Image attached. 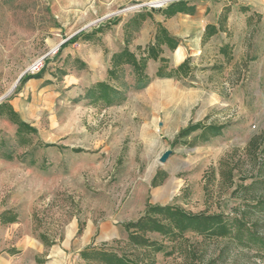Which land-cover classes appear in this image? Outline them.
I'll list each match as a JSON object with an SVG mask.
<instances>
[{
    "label": "rangeland",
    "instance_id": "374dc122",
    "mask_svg": "<svg viewBox=\"0 0 264 264\" xmlns=\"http://www.w3.org/2000/svg\"><path fill=\"white\" fill-rule=\"evenodd\" d=\"M155 1L0 0V102L9 101L37 129L18 135L16 124L0 115V213L17 214L14 222L0 221V264H48L46 255L57 264H95L80 256L88 245L139 264H187L189 248L200 237L181 234L182 242L165 256L154 250L164 239L151 233L161 245L142 247L136 255L127 249L122 222L136 219L146 201L234 215L241 199L230 195L234 186L225 188L218 163L232 149L242 154L264 127V25L250 0H187L204 17L223 21L222 33L189 50L188 76H153L146 87L134 89V74L126 68L118 84L126 87L124 101L104 107L85 97L123 45L130 16L175 0ZM116 17L117 24L92 40L63 45ZM41 56L42 69L29 73ZM190 121L226 127L205 142L191 145L192 134L189 143L171 146ZM158 170L165 178L154 187ZM223 245L224 264L258 260L253 249L223 239L210 242L208 254Z\"/></svg>",
    "mask_w": 264,
    "mask_h": 264
},
{
    "label": "trees",
    "instance_id": "16d2710c",
    "mask_svg": "<svg viewBox=\"0 0 264 264\" xmlns=\"http://www.w3.org/2000/svg\"><path fill=\"white\" fill-rule=\"evenodd\" d=\"M195 10V4H189L187 0H175L163 8L150 10L144 8L134 12L124 25L123 45L110 55V66L106 71V78L95 81L86 91L85 97L90 103L108 107L124 101L127 97L126 87L120 88L118 84L126 68L134 74V89L146 87L151 81L150 75L146 72L150 59L159 61L156 70L158 77L182 78L191 74L190 55H187L176 67L169 68L168 58L162 56L163 46L174 50L180 44V40L172 35L160 21H155L153 14L159 13L165 18H170L179 12L193 14ZM147 19L154 22L152 40L145 46L136 45L135 49H131L130 42ZM119 20L116 17L105 24L97 25L90 32H78L68 38L63 45L80 38L92 40L94 36L102 34L110 25L117 24ZM216 22L217 25L214 23L205 25L202 42L223 30L221 18H218ZM220 52L225 53L224 46L220 48ZM31 77L33 76L28 78ZM0 115L16 124L18 135L37 131L34 126L20 118L9 101L0 102ZM225 127V123L190 121L175 134L170 145H185L189 143L186 139L192 134L194 140L190 142L191 145L197 141L205 142L211 137L221 135ZM218 170L221 181L225 183V188L234 186L230 195L241 199V202L232 208L233 216L229 217L223 211H210L208 206L202 211L192 212L179 204H159L146 201L143 212L136 219L122 222L127 232L128 251L139 255L142 247L160 246L158 240L149 238V234L156 233L164 239V242L154 250L156 253L170 256L166 254L167 250H175V244L182 242L181 234L190 232L200 237V240L192 242L187 264H224L227 253L226 245L221 246L216 254H208L209 243L219 239L229 240L240 249H253L258 260L252 264H264V127L250 137L242 154H239L237 149H232L221 158ZM235 172L238 173L236 180ZM164 178L165 172L156 171L151 179V185L154 187L160 185ZM205 191L207 201V182H205ZM16 218L15 212L6 210L0 213L2 223L14 222ZM175 230H178L180 234ZM41 237L46 238L45 235ZM165 242L172 243V246ZM53 243L52 240L47 242L49 245ZM80 256L95 264H139L137 260L116 251L96 249L89 245L80 251Z\"/></svg>",
    "mask_w": 264,
    "mask_h": 264
},
{
    "label": "crops",
    "instance_id": "0c3cea01",
    "mask_svg": "<svg viewBox=\"0 0 264 264\" xmlns=\"http://www.w3.org/2000/svg\"><path fill=\"white\" fill-rule=\"evenodd\" d=\"M248 3H252V6L249 7H252L257 13H259L261 21L264 25V0H250V2ZM195 6H196V10L193 14L179 12L170 18H165L159 13L153 14L155 21H160L170 31L172 35H174L180 40V44L174 50H170L168 47L163 46L162 56L168 58L169 68H173L179 65L187 55H190L189 50H195L197 47L201 45V38L206 24L214 23L217 25L216 22L217 17L216 18L210 16L204 17L203 9L197 4ZM152 21L153 20L151 19H147L143 22L137 34L136 40L134 42L136 45L145 46L147 43H149L152 40L154 27L149 28V22ZM220 33H222V31H219L218 33L212 35L211 37L217 36ZM151 65H154L152 67L153 72L149 71V69H151ZM109 66L110 64L107 65L106 71ZM158 66H159L158 60L150 59L148 61L146 72L148 73V75H150L151 81L153 80V76L157 78H166V79L173 78L179 80L178 78H174V77L156 76V70ZM105 78H106V73L103 77H98L93 82L98 80H103ZM45 258H46V263L57 264L55 260L54 261L50 260L51 259L50 255H46Z\"/></svg>",
    "mask_w": 264,
    "mask_h": 264
},
{
    "label": "built area",
    "instance_id": "2783aa9c",
    "mask_svg": "<svg viewBox=\"0 0 264 264\" xmlns=\"http://www.w3.org/2000/svg\"><path fill=\"white\" fill-rule=\"evenodd\" d=\"M44 61H45V56H41L39 58H37L36 60H34L28 67V72L29 73H38L43 65H44Z\"/></svg>",
    "mask_w": 264,
    "mask_h": 264
},
{
    "label": "bare ground",
    "instance_id": "6f19581e",
    "mask_svg": "<svg viewBox=\"0 0 264 264\" xmlns=\"http://www.w3.org/2000/svg\"><path fill=\"white\" fill-rule=\"evenodd\" d=\"M156 2H158V3H162V2H164V3H166V0H157V1H155V3ZM162 5V4H161Z\"/></svg>",
    "mask_w": 264,
    "mask_h": 264
},
{
    "label": "water",
    "instance_id": "95a60500",
    "mask_svg": "<svg viewBox=\"0 0 264 264\" xmlns=\"http://www.w3.org/2000/svg\"><path fill=\"white\" fill-rule=\"evenodd\" d=\"M172 2V1H171Z\"/></svg>",
    "mask_w": 264,
    "mask_h": 264
}]
</instances>
